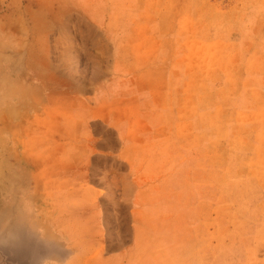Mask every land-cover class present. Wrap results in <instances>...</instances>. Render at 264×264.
Listing matches in <instances>:
<instances>
[{"label":"rangeland","instance_id":"374dc122","mask_svg":"<svg viewBox=\"0 0 264 264\" xmlns=\"http://www.w3.org/2000/svg\"><path fill=\"white\" fill-rule=\"evenodd\" d=\"M68 27L97 48L100 30L126 37L104 59L86 53L91 86L69 81L83 59ZM131 35L155 107L120 101L104 122L91 101L112 73L130 94ZM263 56L264 0H0V264H264V100L251 93L244 115V93L226 88L257 90ZM176 64L182 90L169 93ZM36 134L38 154L75 149L77 165L67 184L39 171L37 198L35 172L12 171Z\"/></svg>","mask_w":264,"mask_h":264},{"label":"crops","instance_id":"0c3cea01","mask_svg":"<svg viewBox=\"0 0 264 264\" xmlns=\"http://www.w3.org/2000/svg\"><path fill=\"white\" fill-rule=\"evenodd\" d=\"M90 25H92L93 27H99L100 28V24L98 25L97 23L93 22L91 23V21L89 22ZM97 24V25H94ZM139 25V23H137ZM69 37H68V51H72L75 53H79L82 54V74L80 75L78 72L77 74L72 73L73 74V78L70 79L69 81H73V85L74 86H78L80 83L85 85L86 87H88V85H92V83H88L90 81H88V76H85V66L86 62V53H95L97 54L98 58L104 59L106 56L104 55L105 53L101 52V50L104 49H108V48H114L116 49V44L119 43V40L121 39V45L123 44V41L126 40V37L124 36H112V35H105L107 34L106 32H101V30L99 31V35H98V41L97 44L98 48L96 47L95 43L97 40V37H95L93 34H90L89 32H87L86 30H71V28L69 29ZM110 34V33H109ZM130 48H131V55H130V61H131V66L132 68L130 70L127 71V82L129 83V87H130V91H129V95L127 93V95H120V93H123L122 90H120L117 86V84L114 83L115 78L113 77L114 73H112L111 76H109V78H107L109 81H112L111 83H106L105 86L109 85L108 90L106 91V93L104 94V96L100 97L97 99V103L95 104L93 101H90L94 104L93 106H90L91 109H95L96 113H99L98 115H102V117H100L102 120H104V122H108V120H112V118H115V113H113V111H109L110 109L114 108V106L116 105V103L118 102H123V101H128L130 102V108L133 112V110L136 112V115L138 113L137 110H139V107L142 109V107L146 108L148 111L151 110L152 105L149 104L150 103V99H145L142 95L139 94V85H138V80L135 81V75H138L139 73V68L136 70H133V66L134 65V61L135 64L137 65L138 63V57L140 56V53H137V49L135 48V45L137 47L138 44V38H135L133 35L130 36ZM137 40V41H135ZM151 43H144V49L141 52H144V55H148L149 59H152V56H150V50L151 48ZM136 50V51H135ZM120 54L119 51H117V53H115V59H117L118 55ZM133 54H136V59L134 57H132ZM188 56H191L190 53L187 54ZM186 56H180L179 61L181 60H185ZM79 58V57H78ZM81 58V56H80ZM187 58V57H186ZM264 58V56L262 57ZM135 59V60H134ZM178 63V62H177ZM74 63H72V65L69 66V69L71 70H75V67L73 66ZM175 65V64H174ZM249 66V67H248ZM244 67L247 69H250L251 72V65H250V56L248 57V61L246 63V65H244ZM180 66L178 67L177 64L176 66H174V69H172V71L170 70L169 75H168V92H177L178 90H182L181 87H179L180 82H181V78H179L181 76L180 73ZM262 70V69H261ZM235 71V69L233 70ZM237 71V70H236ZM188 71L187 69L184 70V76L185 78L183 79V85H184V89H187L186 86L188 84V82L190 81L191 77H187L188 76ZM262 74V72L260 73ZM263 75V74H262ZM129 76V77H128ZM260 82L258 84V89H252L250 88L249 84H245L242 87H237V86H233L229 82L226 85L227 90L229 91H240L242 90V92L244 93L242 98H244V102L242 105V110L240 111L241 113H243L244 115L250 114L251 113V106L252 103L250 101L254 100L255 98L252 97L251 93L254 94H258L259 95V101L262 102L264 100V82L263 79H259ZM79 83V84H78ZM71 83H68V85L71 87L70 85ZM150 88H148L147 90H149ZM74 95L75 93V89H72ZM152 90V89H150ZM85 91H87L86 88H83V93H85ZM10 90H8V93L6 92L5 89V94H9ZM68 99H72L71 95L67 96ZM153 97V98H152ZM81 96H79V99L77 101L78 105L80 106V108H83L85 104H87L86 100L84 99H80ZM149 98H152V100L154 101V104H156V100L154 96H149ZM143 102H146L148 104L146 105H142ZM75 104L76 102L74 101L73 103V108H75ZM145 104V103H143ZM155 107V106H154ZM154 107H152V109H154ZM110 108V109H109ZM3 110V109H2ZM9 108L7 106V109L4 110V114L8 112ZM66 115H68V118H70L71 112L66 113ZM105 118V119H104ZM108 119V120H107ZM69 122V120H68ZM69 128V126L67 127V129ZM69 131V130H68ZM67 131V133H69ZM70 135V134H68ZM19 138V137H18ZM69 138V136L67 137ZM28 139H20V145L22 146V150H20V152L18 153V155H16V153L12 154V157L15 159V164H13V169L12 171L18 170L20 173H26L27 171H31V172H35L34 173V181L36 186L33 188L37 189V193L35 195V198L38 197V172H49L50 175L53 174H58V176L63 177L64 179V184H67L69 182L68 178H69V174L71 172H73L76 169V164H74V160H73V155L75 156V149H71V148H56L53 149L51 151L48 150H42L41 154H38V134H36L31 140L27 141ZM28 145L32 146V148H28ZM74 151V152H73ZM106 156H108L107 158L111 161L116 160L117 159V155L119 154V152L117 151H112V150H103L102 151ZM38 156H40V160L38 159ZM56 159H58V163H49V161H56ZM42 162V163H41ZM17 166V167H15ZM29 166V168H28ZM15 167V168H14ZM62 179V180H63ZM30 192V191H28ZM36 200V199H35Z\"/></svg>","mask_w":264,"mask_h":264}]
</instances>
